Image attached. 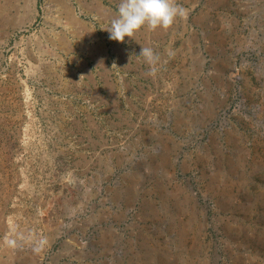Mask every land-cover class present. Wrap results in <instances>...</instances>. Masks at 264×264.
Returning <instances> with one entry per match:
<instances>
[{
	"label": "rangeland",
	"instance_id": "374dc122",
	"mask_svg": "<svg viewBox=\"0 0 264 264\" xmlns=\"http://www.w3.org/2000/svg\"><path fill=\"white\" fill-rule=\"evenodd\" d=\"M119 2L0 0V264H264V0Z\"/></svg>",
	"mask_w": 264,
	"mask_h": 264
},
{
	"label": "clouds",
	"instance_id": "9594fccd",
	"mask_svg": "<svg viewBox=\"0 0 264 264\" xmlns=\"http://www.w3.org/2000/svg\"><path fill=\"white\" fill-rule=\"evenodd\" d=\"M187 14V9L175 3V0H120L116 15L104 30L109 33L110 40L124 42L125 37L132 38L145 26L153 30L166 29L178 17L183 18ZM138 56H142L150 66L148 75L154 76L160 61L159 54L152 47L141 46ZM35 250L39 251L40 248Z\"/></svg>",
	"mask_w": 264,
	"mask_h": 264
}]
</instances>
